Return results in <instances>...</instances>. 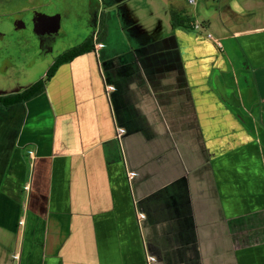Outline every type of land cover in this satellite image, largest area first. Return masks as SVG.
<instances>
[{
    "label": "crops",
    "instance_id": "1",
    "mask_svg": "<svg viewBox=\"0 0 264 264\" xmlns=\"http://www.w3.org/2000/svg\"><path fill=\"white\" fill-rule=\"evenodd\" d=\"M94 3L151 30L8 108L0 264H264V0Z\"/></svg>",
    "mask_w": 264,
    "mask_h": 264
},
{
    "label": "rangeland",
    "instance_id": "2",
    "mask_svg": "<svg viewBox=\"0 0 264 264\" xmlns=\"http://www.w3.org/2000/svg\"><path fill=\"white\" fill-rule=\"evenodd\" d=\"M106 0H100V6ZM35 10L59 14L61 24L47 50H43L30 14L24 27L12 24L8 10L27 5V0H0V95L20 91L43 77L54 59L63 51L81 43L90 33L98 31L100 16L94 0H33ZM122 25L125 31H122ZM168 25V24H164ZM107 31L109 25L106 24ZM111 37L103 40L104 50L124 53L135 40L132 34L149 32L150 24H110ZM135 30V31H134ZM0 171L14 151L20 116H11L10 109H0Z\"/></svg>",
    "mask_w": 264,
    "mask_h": 264
},
{
    "label": "trees",
    "instance_id": "3",
    "mask_svg": "<svg viewBox=\"0 0 264 264\" xmlns=\"http://www.w3.org/2000/svg\"><path fill=\"white\" fill-rule=\"evenodd\" d=\"M172 25L183 26L187 24H182L184 21L188 22V18H181L179 13L171 12ZM107 26L106 24H100L99 30L96 33L95 31L90 33L81 43L70 47L69 49L63 51L55 59L52 65L47 69L44 78H40L30 84L28 87L7 94L0 95V108L8 109L14 106L22 105L28 100L34 98L40 94L45 87V82L48 80L56 71L57 67L65 62L71 61L74 57L94 50L95 43L102 42L106 37Z\"/></svg>",
    "mask_w": 264,
    "mask_h": 264
},
{
    "label": "flooded vegetation",
    "instance_id": "4",
    "mask_svg": "<svg viewBox=\"0 0 264 264\" xmlns=\"http://www.w3.org/2000/svg\"><path fill=\"white\" fill-rule=\"evenodd\" d=\"M2 2H5V0H1ZM8 1V0H6ZM33 0H27V5L23 6V7H15L14 9L8 10L9 15L14 18V21L12 22V24H17V28H22L24 27V24H28V18H29V14H30V21L32 22V24H35V28L36 25L39 26V28L42 31H45V24H54L55 25V31L54 33H57L58 30V24H61V17L59 14H46L44 12H40L38 10L33 9L34 5L32 3ZM97 30V29H96ZM95 30V36L96 33L98 31ZM38 30L36 29V33L40 39V41H44L42 38V36L44 35H39ZM51 38V37H50ZM49 39V38H48ZM50 46V45H49Z\"/></svg>",
    "mask_w": 264,
    "mask_h": 264
},
{
    "label": "water",
    "instance_id": "5",
    "mask_svg": "<svg viewBox=\"0 0 264 264\" xmlns=\"http://www.w3.org/2000/svg\"><path fill=\"white\" fill-rule=\"evenodd\" d=\"M39 25V24H38ZM36 25V29L38 30V34L39 35H44L40 38H42L44 41H41V44L43 46V50H47L49 48V45L51 43V41L54 38V31H55V25L54 24H45V31H42L39 26ZM51 37V38H50ZM49 38V39H48Z\"/></svg>",
    "mask_w": 264,
    "mask_h": 264
},
{
    "label": "built area",
    "instance_id": "6",
    "mask_svg": "<svg viewBox=\"0 0 264 264\" xmlns=\"http://www.w3.org/2000/svg\"><path fill=\"white\" fill-rule=\"evenodd\" d=\"M189 2L192 3L193 0H189ZM195 27H199V26L196 24ZM207 36H208L209 38L213 39L212 34L208 33ZM217 44L220 45L219 42H218ZM100 46H101V44L99 43V44H98V47H100ZM112 89H113L112 86H107V91H108V92H110ZM124 131H125V130L122 129V128L117 130L116 137H117V140H118L120 146H121V137H122ZM128 175H129V177H132V176L134 175V172H133V171H130V172H128ZM147 260H148V262L150 263V262H152V261L154 260V257H153V256H148V257H147Z\"/></svg>",
    "mask_w": 264,
    "mask_h": 264
}]
</instances>
